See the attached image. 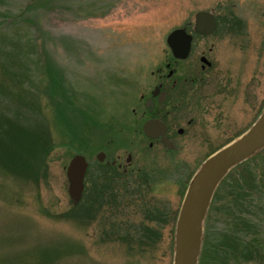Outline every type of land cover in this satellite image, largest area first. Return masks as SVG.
<instances>
[{"label": "rangeland", "instance_id": "rangeland-1", "mask_svg": "<svg viewBox=\"0 0 264 264\" xmlns=\"http://www.w3.org/2000/svg\"><path fill=\"white\" fill-rule=\"evenodd\" d=\"M31 1L5 0L4 9L22 16L20 18L27 19L29 24L33 21L38 23L40 30L37 38L41 33L44 35L38 43L45 44L47 62L61 70L72 100L87 112L95 124L89 128V121L85 125L79 118L70 121V126H75L79 132L85 134L83 129L86 130L89 145L85 152L78 149L79 152L77 148L80 142L72 143L59 127L54 136L59 146L49 150L48 154L38 149L39 154H46L45 161L39 160L35 154L24 153L25 160L16 158V154L19 156L24 152L15 144L23 140L21 131L26 124L32 123L33 119L29 131L33 134L41 129V121H44L39 114L36 115L35 107L22 108L17 101L19 92L24 88V99L34 102V95L41 86L37 80L22 84L21 90L18 89V65L25 64L32 78L40 61L36 55L38 48L35 49L36 44L32 40L37 33L30 30L26 22H18L5 29L3 34L20 40L17 50L0 40L5 57L12 50L20 54L21 59L6 73L0 68V94H3L0 95V112L5 113L4 118L13 120L20 127H7L8 124L2 125L0 120V264H172L175 226L187 187L206 157L221 148L224 141L217 140L210 151L179 152L177 164H163L166 171L163 178L176 181L177 185L159 182L160 185L149 192L148 183L142 180L144 176L136 180L129 178L131 181L120 176L118 181H114V176L106 175L109 181L101 184L103 187L100 188H103L101 196L105 197V202L100 199V204L85 201L89 197L71 200L67 192L65 168L70 157L79 153L93 163L95 154L105 145V141L112 140L110 137L120 138L114 142L116 148L126 147L133 139L145 154L147 147L142 143V138L131 137L127 133L132 128L133 120L140 124L137 117H132L131 109L138 108L139 97L147 96L151 90L155 79L151 72L164 64L169 53L165 42L167 34L175 28L190 30L188 25L191 26L194 14L199 10H214L215 13L219 12L216 16L223 17L224 8L233 2L235 15L246 19V31L257 39H264V0H53L54 7L44 11L29 6ZM215 32H223L222 25ZM249 60H252L251 56ZM250 72L248 69V78ZM252 73H255L254 69ZM260 90L264 98V53ZM10 93L13 97L9 96ZM260 113L254 116L255 113L247 112V127ZM240 119L238 115L239 125L242 124ZM60 133L62 137H56ZM235 133L233 131L232 139L237 137ZM16 149L18 151L14 153ZM26 149L34 151L35 146ZM256 154L264 158V148ZM155 155L154 152L149 153L148 164L161 166L159 157L155 158ZM246 160L231 168L216 187L203 220L202 243L206 232L214 239L213 232L224 226V210H235L230 205L234 204L232 199L238 197L236 194L229 195V192L234 189L237 177H241L246 168L260 167L259 161ZM134 165L144 167L139 162ZM153 174L149 172L145 177L155 178ZM95 178L96 171L89 170L84 182L85 197L96 183ZM120 181L130 182L127 183L131 186L130 191L139 186L142 198L134 203L135 197L132 195L123 199V203L128 201L129 205L110 208L111 198L117 196H112L113 191L108 192V189H114ZM157 181L161 180L155 178L149 183L155 184ZM257 196L264 204V195ZM226 204L229 208L228 205L225 208ZM144 215L154 220L147 221ZM115 217L132 226L143 222L146 223L144 227L156 228L161 236L155 249H139L136 241L126 243L124 239L112 236L111 233L123 230L110 231ZM136 253L139 255L135 256Z\"/></svg>", "mask_w": 264, "mask_h": 264}, {"label": "flooded vegetation", "instance_id": "flooded-vegetation-1", "mask_svg": "<svg viewBox=\"0 0 264 264\" xmlns=\"http://www.w3.org/2000/svg\"><path fill=\"white\" fill-rule=\"evenodd\" d=\"M234 9L235 3L230 2L224 8L223 17L216 16L219 12L208 11L215 20L212 33L194 32L193 22L190 27L188 25L190 30L183 27L191 35L187 56L175 58L168 50L163 66L151 72L155 78L151 90L147 96L139 97L138 108L131 109L132 117H137L140 124L133 120L132 128L127 132L131 137H141L147 152L144 154L133 139L126 147L118 148L112 141L107 142L95 154L93 163L86 159L84 182L88 171L94 169L96 184L105 183L106 175H110L114 176V181L120 176L128 181L144 176L143 182L152 188L160 185L159 182L177 185L176 181L163 178L166 173L163 164H177L179 152L210 151L217 140L224 141V146L232 140L233 131L238 136L248 128L247 112L255 113V116L264 107L260 92L264 39L248 33L245 17H237ZM219 25L223 32H215ZM248 69L251 70L249 78ZM253 69L255 73H252ZM238 115L242 120L240 125L237 124ZM147 121L161 123L164 138L170 145L162 142L161 129L155 137L144 133L143 125ZM100 152L102 159L97 157ZM153 152L155 158L159 157L161 166L148 164L147 156ZM137 162L144 167H136ZM149 172L155 173L154 177L161 181L149 183L155 180L145 177Z\"/></svg>", "mask_w": 264, "mask_h": 264}, {"label": "trees", "instance_id": "trees-1", "mask_svg": "<svg viewBox=\"0 0 264 264\" xmlns=\"http://www.w3.org/2000/svg\"><path fill=\"white\" fill-rule=\"evenodd\" d=\"M4 1L5 0H0V40L3 42L5 41L6 44L10 45L15 50L19 49L20 40L14 37L6 36L3 34V31L5 29L11 28L18 22H20V24L26 22L30 30H33L35 33H37L32 38V40H34V43L36 44L35 49L38 48V54L36 55L40 61L39 66L35 67L34 77L31 78L29 77V73L26 71L25 64H19L18 62L21 59V55H17L12 50H9L13 54L10 53L5 57L3 48L0 44V68L2 69V72L6 73V70L9 67L11 69L15 65L19 64L18 75L20 77V81H18V89L21 90L22 84L35 83L37 80L41 84L40 88H38V91L34 95L36 101L35 104V101L32 102L24 99V88L19 92V98H17V101L21 103L22 108L28 107L31 109L35 107L37 111L36 115L39 114L40 119L44 121H41L40 125H42V127L39 126L41 129L34 131L33 134L29 132L31 130L30 128L32 123L34 122L33 119L31 118L32 123L29 125L26 124V126L23 128L24 130L21 131L23 133V140L15 144L24 152L19 156L16 154V158L25 160L23 158H25L26 154H35L39 160L44 159L45 161V155L48 154L49 150H53L54 147L59 146V143L54 140L55 134L58 133V129H60L59 127L62 128L64 134L70 138L72 143L80 142V146L77 148V150L80 149L82 152H85L86 147L89 145V137L86 136V130L83 129L85 134L84 132H79L75 129V126H70V121L75 118H79L83 125H85L86 121H89V128L95 124V121L91 119L87 112L81 110L76 105V102L72 100L71 96L67 92L68 89L64 85V75L61 70H57L55 66L52 67L47 62V58L44 55V51L46 50L45 44L44 42L38 43V40L44 36L43 33H41L40 38H37L38 31L40 30L38 23L32 20L33 23L29 24L27 19L20 18L22 16L10 13L7 9H4ZM52 1L53 0H32L29 3V6L37 8V11H44L54 7ZM85 16L88 17L87 14ZM12 95V93L9 94V96L13 97ZM4 115V112H0V120L2 121V125L7 123V127H20L16 126L13 120L4 118ZM43 122H45V125ZM35 123H37V121ZM47 123L48 126L46 125ZM101 126L102 125H100V127ZM57 136H60L61 138L62 134H57L56 137ZM110 138H112L111 141L113 143L120 139L118 137ZM61 141H63V139ZM107 142L110 141H105V143ZM60 144L62 145V143ZM31 145L35 146L34 151L26 149ZM17 146H15V148H18ZM39 148L43 150L42 153L46 152V154H39ZM17 151L18 149H16L14 153H17ZM26 157L28 158V156ZM250 160L259 161L260 167H257L256 169L246 168L244 171L245 173H243L241 177H237V180L235 181L236 186L234 185V189L230 190L229 192V195L236 194L238 197L232 199L234 204L230 205V208H234L235 210L232 212H226V210L223 209L224 212L222 220L224 226L219 227L216 232H213L214 239L210 237L208 232L204 234L202 250L198 258L199 264H264V204H262L261 200L257 198L258 194L264 195V158H262L259 154H255L248 158L246 162ZM224 180L221 182V184L224 182ZM127 183L130 182L120 181V183L114 187V189H108V192L110 190L113 191L111 194L112 196H117V198H111L112 201L109 202L111 205H108L110 208L113 207L118 209L120 206L129 205L130 202L127 201L126 204H124L123 199H127L132 195L135 197V200H133L134 203L140 201L138 198L141 199L142 197L140 196L141 193L138 191L140 189L139 186L135 189L132 188V191H130L131 186ZM103 185L101 186V184L96 183L93 184L91 190L87 191L88 193L86 197L84 196L85 192H83L82 199L85 200V198L89 197V200L87 199L85 201H91L96 204L101 203L100 199L104 200L105 202V197L103 198L101 196L103 188L100 189L103 187ZM150 187L151 185L148 184L147 191L149 192L152 191V187L151 189ZM95 194H97V196H95ZM105 194L108 196L107 192ZM254 198H256V200ZM227 205L228 204L225 205V208ZM84 210L88 211V208H85ZM144 219L150 222L154 220L147 215H144ZM115 220L116 222H114ZM145 224L146 223L141 222L136 224L137 226L133 225V227L131 224H129V222L119 221V217H115L110 226V231L116 230L118 228L123 230L113 232L111 235L118 236V239L121 240L124 239L123 241H127L126 243L136 241L139 245L137 248L150 249L153 251L155 249L154 246L160 239L161 234L158 233V230H156L154 227H144ZM108 235L109 234H106V236ZM129 246L131 247V244ZM137 255L139 254L136 253L135 256Z\"/></svg>", "mask_w": 264, "mask_h": 264}, {"label": "water", "instance_id": "water-1", "mask_svg": "<svg viewBox=\"0 0 264 264\" xmlns=\"http://www.w3.org/2000/svg\"><path fill=\"white\" fill-rule=\"evenodd\" d=\"M193 29L197 33L209 34L215 29L213 15L207 11L194 14ZM166 44L176 58H185L190 50L191 35L184 28H175L166 36ZM161 129V131H160ZM143 131L155 137L160 131L164 145V127L157 121H147ZM264 148V109L254 123L239 137L211 154L197 169L184 195L174 232L172 264H197L202 243V225L210 200L226 173ZM99 159L103 153H98ZM87 162L83 155L76 154L66 166L68 195L73 201L82 196L83 178Z\"/></svg>", "mask_w": 264, "mask_h": 264}]
</instances>
